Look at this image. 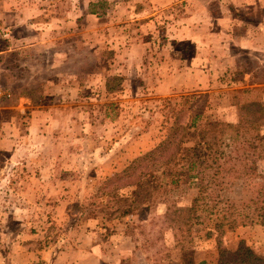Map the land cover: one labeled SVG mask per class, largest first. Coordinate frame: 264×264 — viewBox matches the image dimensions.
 Masks as SVG:
<instances>
[{
	"label": "rangeland",
	"instance_id": "obj_1",
	"mask_svg": "<svg viewBox=\"0 0 264 264\" xmlns=\"http://www.w3.org/2000/svg\"><path fill=\"white\" fill-rule=\"evenodd\" d=\"M249 1L238 12L231 0H0V264L264 263L257 223L225 230L219 242L201 227L177 243V226L162 216L196 194L185 165L145 220L114 216L103 188L163 139L187 96L185 105L204 104L232 124L241 102H259L263 118L248 126L264 136V0ZM244 27L256 43H242L246 62L199 87L203 77L186 63L193 30L235 44ZM191 115L181 112L180 123Z\"/></svg>",
	"mask_w": 264,
	"mask_h": 264
},
{
	"label": "trees",
	"instance_id": "obj_2",
	"mask_svg": "<svg viewBox=\"0 0 264 264\" xmlns=\"http://www.w3.org/2000/svg\"><path fill=\"white\" fill-rule=\"evenodd\" d=\"M190 97L184 101L189 103ZM185 102L156 146L105 178L103 188L112 191L116 204L111 213L121 217L134 211L145 220L164 202L162 194L168 187L177 185V166L185 165L196 194L187 206L167 205L162 216L177 226L178 244L192 240L201 227L219 242L225 230L254 223L264 226V166L260 162L264 136L248 126L255 121L254 115L263 118L260 103L241 102L239 121L232 124L209 117L204 104L194 107ZM189 108L190 120L180 123L179 114ZM123 189L125 199L119 197ZM253 258L264 264L259 257Z\"/></svg>",
	"mask_w": 264,
	"mask_h": 264
},
{
	"label": "crops",
	"instance_id": "obj_3",
	"mask_svg": "<svg viewBox=\"0 0 264 264\" xmlns=\"http://www.w3.org/2000/svg\"><path fill=\"white\" fill-rule=\"evenodd\" d=\"M224 3H229L228 0H221ZM233 2H236V6L234 7V10L239 11V9L244 8L247 3H249V0H231ZM226 6L225 11L230 12V7L228 4H224ZM223 15L227 16L228 14L224 13ZM236 15V14H235ZM240 16V14H239ZM227 19H224L223 21L227 22L230 21L229 16L226 17ZM218 22L220 21L219 19L217 20ZM241 21V20H240ZM246 27H244L243 33H240L239 35H235L232 37L237 38L235 41H237L235 44H230L229 41L232 38L229 37L227 39H223V37L216 38V32L212 30H209L207 33H201L200 31H195L193 30L191 38L193 41L196 43H193L191 41L187 45L190 47L189 48V54L190 56H186V63L188 65H191V68H188L189 71L193 72L191 74L192 77H203L201 79V85L199 87L205 86L208 83L206 82L207 80L205 77H220L224 72H227L228 70H233L239 67V62L243 63L246 62V60H243V53L245 54L244 50L242 48V43H246V47L252 46V43L255 41V37L251 31H248ZM254 39V41H253ZM229 44H227L226 43ZM256 43H253L255 45ZM185 45V47L187 46ZM248 48V49H249ZM258 49V48H257ZM185 62V61H184ZM171 70L175 69L178 67L177 61L175 63L171 62ZM174 70V71H175ZM172 76V73H171ZM223 76V75H222ZM160 77V76H157ZM164 77H168L165 75ZM242 79H247L250 82L251 80L254 79L253 73L251 72H246L245 77ZM241 79V80H242ZM262 83H254L253 85H261ZM8 96H10V93L8 92ZM6 96V97H8ZM26 99L25 97H21L20 99ZM16 107L18 108V112H23L24 109L21 108V105L17 104ZM52 111H60V108H50L48 110V114H51ZM41 113L39 109L34 108L31 111V121L33 122L34 127H36L38 124L41 122H38L36 120V116ZM43 116H47L46 114ZM50 119V118H49ZM47 174H45L46 176Z\"/></svg>",
	"mask_w": 264,
	"mask_h": 264
},
{
	"label": "built area",
	"instance_id": "obj_4",
	"mask_svg": "<svg viewBox=\"0 0 264 264\" xmlns=\"http://www.w3.org/2000/svg\"><path fill=\"white\" fill-rule=\"evenodd\" d=\"M0 94H1V92H0Z\"/></svg>",
	"mask_w": 264,
	"mask_h": 264
}]
</instances>
